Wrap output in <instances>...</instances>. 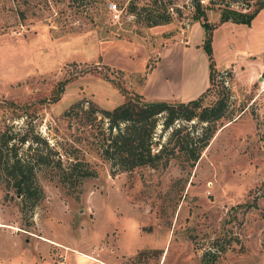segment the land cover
Masks as SVG:
<instances>
[{"label":"rangeland","instance_id":"obj_1","mask_svg":"<svg viewBox=\"0 0 264 264\" xmlns=\"http://www.w3.org/2000/svg\"><path fill=\"white\" fill-rule=\"evenodd\" d=\"M130 1L138 16L128 12ZM256 1L0 0V132L18 156L40 155L34 177L42 191L30 206L0 175V264H66L71 249L42 236L113 264H264V68L246 75L264 60V13L253 22L258 31L251 21L219 17L228 7L248 12ZM161 12L170 20L141 19ZM203 23L212 26L213 62L237 57L240 75L233 66L218 69L200 102L223 97L222 114L179 121L171 135L168 145L186 132L206 134L196 161L179 151L165 164L111 167L97 149L105 124L97 111L88 120L86 110L143 95L163 44H184L169 58L180 57L178 76L196 88L207 74ZM169 132L158 123L154 137L166 143ZM65 151L93 175L61 182L54 159L63 161Z\"/></svg>","mask_w":264,"mask_h":264},{"label":"trees","instance_id":"obj_2","mask_svg":"<svg viewBox=\"0 0 264 264\" xmlns=\"http://www.w3.org/2000/svg\"><path fill=\"white\" fill-rule=\"evenodd\" d=\"M248 6L249 4L246 5V7ZM263 6L264 0H257L253 9L243 13L228 7L225 8L226 12L220 14L219 17L221 21L231 19L234 22L249 24ZM199 8L200 5L197 2L195 11H199ZM127 10L130 14L134 13L138 16L140 9L130 1ZM141 19L146 26H151L169 21L170 15L168 12L147 13ZM202 26L205 31L202 45L208 58V82H211L213 74H218L220 71L214 67L211 56L210 30L212 26H208L206 23H203ZM151 67L146 69L147 72ZM206 89L207 87L204 91ZM204 91L197 97L186 101L147 100L141 93H136L111 108H97L90 105L86 110L88 120L95 119L94 112L97 111L100 113L99 118L105 124L101 127V134L97 141L100 156L107 160L111 167L129 170L140 165L155 166L159 162L165 164L170 156L180 151L184 154L183 160L192 165L198 157L199 150L206 144V134L188 135L189 132H186V138L182 136L172 145H168V142L171 135L180 130L179 121L185 123L193 118L197 121H209L222 114L225 105L223 97H218L210 106H202L200 97ZM78 106L79 104L76 102L64 112H69ZM174 122H178V124L175 125ZM158 123L161 125V130L170 127L166 143L160 141L159 137H154ZM9 138L10 136L4 131L0 132V175L7 183H11L13 192L20 195L21 200L27 199L32 206L42 196L41 188L37 186L34 177L40 155L32 153L27 159L18 156L14 149L11 151V146H7ZM2 146L4 150L1 149ZM42 154L41 163L45 161L44 157L47 158V152ZM68 154L71 153L65 151L66 157L62 161L56 153L54 159L58 169L57 176L61 182L79 183L93 175V171L85 162L74 154L71 156Z\"/></svg>","mask_w":264,"mask_h":264},{"label":"crops","instance_id":"obj_3","mask_svg":"<svg viewBox=\"0 0 264 264\" xmlns=\"http://www.w3.org/2000/svg\"><path fill=\"white\" fill-rule=\"evenodd\" d=\"M264 13V6L260 8V10L257 12V14L252 18L250 26L251 28H255L256 31L259 29V25L257 23L253 24L255 19L260 17ZM185 44V45H190ZM172 46V47H170ZM264 43L261 44L260 50L263 48ZM176 50V48L179 51H182L185 47L184 44H163L160 46L159 51H157V60L155 61L154 65L151 67L149 72L146 74L147 77L144 79L145 84L143 86V95L146 96L148 99H163V100H176V101H186L189 99H193L197 97L206 87L208 82V64H207V71H206V78L199 84L196 88L192 89L191 85L187 82V80L181 79L178 75H182L184 73L183 71V62L181 65L179 62L181 61L180 57L177 58L175 61L173 59H170L169 57L173 54V50ZM245 51L239 50V52ZM179 54V53H178ZM234 60L231 61V65L225 64L221 67H217L214 63V67L218 70L221 68H224L226 66H233L235 75H240L239 71L237 70L236 64H238L239 60L238 58H234ZM177 64L179 66H177ZM181 71H177V69H180ZM250 67L247 69L246 75H259L261 71L264 68V60H256L254 61V64H250ZM186 73H189L188 69L185 71ZM152 75H158L156 80V85H152ZM188 75V74H187ZM177 80H180L179 82H176ZM148 85V92L146 93L144 91V87ZM150 87V88H149ZM145 92V93H144ZM45 238V240H44ZM49 239V240H48ZM42 240L52 243L54 245H61L65 246L67 250H70V253L67 258L66 264H113L111 261L106 260V258H97L84 250H78L76 248H72L69 246H66V244L60 243L56 240H53L51 238L42 236ZM136 247V246H135ZM133 247V250L135 249ZM132 250V251H133Z\"/></svg>","mask_w":264,"mask_h":264},{"label":"built area","instance_id":"obj_4","mask_svg":"<svg viewBox=\"0 0 264 264\" xmlns=\"http://www.w3.org/2000/svg\"><path fill=\"white\" fill-rule=\"evenodd\" d=\"M109 8H111V9H113V10H116V4L114 3V2H112V3H109ZM113 16H117V14L116 13H113Z\"/></svg>","mask_w":264,"mask_h":264}]
</instances>
